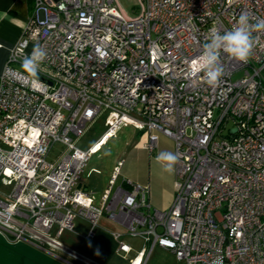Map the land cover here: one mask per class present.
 Returning a JSON list of instances; mask_svg holds the SVG:
<instances>
[{
  "label": "built area",
  "instance_id": "1",
  "mask_svg": "<svg viewBox=\"0 0 264 264\" xmlns=\"http://www.w3.org/2000/svg\"><path fill=\"white\" fill-rule=\"evenodd\" d=\"M241 13L264 21V0H139L133 16L117 0H33L0 73V233L51 243L80 218L88 238L107 215L142 241L129 256L112 233L128 264H146L155 246L182 264H264V29L246 63L221 54L218 87L194 67L211 30H231ZM37 46L47 57L33 78L22 61ZM102 116L103 133L78 147L73 137ZM126 123L147 134L149 153L163 135L179 154L166 210L151 207L148 184L121 176L122 160L99 205L78 183ZM56 142L65 151L50 163Z\"/></svg>",
  "mask_w": 264,
  "mask_h": 264
},
{
  "label": "crops",
  "instance_id": "2",
  "mask_svg": "<svg viewBox=\"0 0 264 264\" xmlns=\"http://www.w3.org/2000/svg\"><path fill=\"white\" fill-rule=\"evenodd\" d=\"M33 0H0V73L3 71L11 48L19 40L30 16ZM142 132L143 131H137ZM141 133V134H142ZM139 144L143 163L147 160V172H143L134 182L148 184V201L152 208L166 210L174 197L175 170L167 173L155 162L156 154L161 151L174 152L173 141L163 135L159 136L157 146L149 153L142 148L147 141V134ZM143 136V135H142ZM176 168V166H175ZM129 178V177H128ZM130 179V178H129ZM87 189V186L79 183ZM99 205L100 199L94 198ZM87 221L77 218L73 230H63L59 236L51 232V243H34L25 240L9 241L0 233V264H128L118 252V243L113 232L122 233V240L132 247L129 256L141 247L139 238L125 234V228L107 215H103L93 234L86 238L89 230ZM57 255L61 256V259ZM146 264H182L177 261L170 250L155 246Z\"/></svg>",
  "mask_w": 264,
  "mask_h": 264
},
{
  "label": "rangeland",
  "instance_id": "3",
  "mask_svg": "<svg viewBox=\"0 0 264 264\" xmlns=\"http://www.w3.org/2000/svg\"><path fill=\"white\" fill-rule=\"evenodd\" d=\"M119 8L129 16L139 12V0H117ZM241 73H236L233 79H238ZM103 116L90 124L79 137H73L74 143L83 149L89 147L104 131ZM137 132L130 124L126 123L103 144H98L91 154L79 176L78 183L87 186L99 200L108 184L110 175L117 161L124 162L121 176L137 180L139 175L147 172L146 160L142 161L138 146L145 138L144 132ZM143 135V136H142ZM65 151V146L59 142L54 143L46 157L50 163L55 162ZM155 155L156 152H154ZM7 191L6 187L0 185V191ZM1 197V195H0Z\"/></svg>",
  "mask_w": 264,
  "mask_h": 264
},
{
  "label": "clouds",
  "instance_id": "4",
  "mask_svg": "<svg viewBox=\"0 0 264 264\" xmlns=\"http://www.w3.org/2000/svg\"><path fill=\"white\" fill-rule=\"evenodd\" d=\"M256 29H264V21L252 24L249 15L241 13L231 30L223 34L211 30L209 40L202 45L194 65L197 73H203L209 87H218L224 75L222 53L245 63L251 58L256 44L253 30ZM46 57L47 53L37 46L30 56L24 57L22 67L29 76L36 78ZM178 161L179 154L172 151H161L155 157V162L167 173L174 172Z\"/></svg>",
  "mask_w": 264,
  "mask_h": 264
},
{
  "label": "water",
  "instance_id": "5",
  "mask_svg": "<svg viewBox=\"0 0 264 264\" xmlns=\"http://www.w3.org/2000/svg\"><path fill=\"white\" fill-rule=\"evenodd\" d=\"M234 131H235V129H232V130H231V132H234Z\"/></svg>",
  "mask_w": 264,
  "mask_h": 264
}]
</instances>
